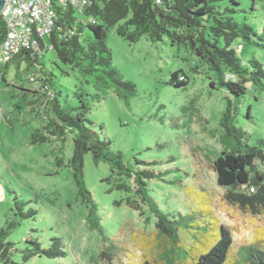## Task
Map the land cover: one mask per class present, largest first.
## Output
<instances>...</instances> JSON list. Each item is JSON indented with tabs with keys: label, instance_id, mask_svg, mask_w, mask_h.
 <instances>
[{
	"label": "rangeland",
	"instance_id": "374dc122",
	"mask_svg": "<svg viewBox=\"0 0 264 264\" xmlns=\"http://www.w3.org/2000/svg\"><path fill=\"white\" fill-rule=\"evenodd\" d=\"M238 12L228 14L245 23L258 37L264 35V0H239ZM221 11L228 1L216 4ZM74 17L86 25L90 18L75 11ZM86 28L84 41L90 36ZM45 42L50 44L49 37ZM106 45L120 75L137 87L129 105L119 100L113 89L103 90L99 103L88 99V119L101 140H108L120 152L125 165L160 175L147 181L150 196L172 220L179 214L189 227L181 226V248L172 249L158 238L157 218L142 205L135 211L127 205L133 194L120 191L108 182L111 169L96 164L89 153L84 157V180L97 205L102 233L89 227V209L77 193L74 171L69 162L74 155V136L63 143L53 138L32 145L31 135L46 124L47 96L39 80L38 66L0 61V231L14 220L16 200L36 211L32 219L20 221L8 242L14 246L17 264H141L147 257L162 260L174 254L176 264H188L200 249L216 238L215 225H223L233 245L226 264H240L244 247L264 241V215L244 214L224 200L225 189L218 186L212 162L224 150L220 137L221 119L233 102L223 88L211 87V74L195 54L185 47H172L164 40L154 44L146 36L130 44L117 34V26L106 32ZM245 66L255 59L264 66V48L237 40L232 45ZM39 63L54 76L60 106L75 115L78 95L95 94L76 70L62 64L55 50L45 51ZM183 71L186 88L170 84L174 72ZM247 94L239 105L237 126L247 134L251 146L264 143V92L247 82ZM103 127V129H101ZM63 161L61 166L59 161ZM213 216V217H212ZM60 239L65 258L33 257L25 262L31 242L50 249ZM55 248H58L55 246ZM173 250V251H172ZM105 253V256H101Z\"/></svg>",
	"mask_w": 264,
	"mask_h": 264
},
{
	"label": "trees",
	"instance_id": "16d2710c",
	"mask_svg": "<svg viewBox=\"0 0 264 264\" xmlns=\"http://www.w3.org/2000/svg\"><path fill=\"white\" fill-rule=\"evenodd\" d=\"M160 1V2H158ZM223 0H112L99 2L88 8L84 16L90 22L83 25L75 17V10L67 7L56 8L55 28L49 37L50 44L42 41L40 52L34 56L22 53L7 62L25 63L27 66H38L42 76L36 77L47 93L41 105L46 108V124L31 135L32 145H42L52 137L63 143L68 135L74 136L75 150L69 167L74 171L78 196L89 209L88 223L92 230L102 233L97 215V205L86 187L83 168L84 157L91 154L93 161L104 163L111 169L107 179L114 188L133 194L127 198V205L135 211H141L142 205L157 218L156 231L161 241H166L172 249L181 248L179 232L181 226L189 227L187 218L179 214L180 219H173L164 213L150 196L147 181L162 178L149 171L135 170L125 165L120 152L111 148L108 140H101L92 128L88 119L90 112L88 99L99 103L103 90L113 89L122 102L129 105L137 95L134 83L126 81L115 69L111 52L106 45V32L117 26L119 37L136 44L146 36L152 43L160 44L167 40L172 47L190 49L200 63L211 74V87L223 88L233 96L221 119L223 133L220 137L224 150L212 162L217 174L218 186L225 189L224 200L237 207L244 214L264 215V143L251 146L246 132L237 126L239 105L247 94V82L264 92V66L255 59L245 66L236 57L232 45L241 40L250 45L264 48V35L258 37L263 43L253 40L257 37L254 30L245 23L235 22L228 14L238 12L239 0H227L228 7L221 11L217 3ZM254 2L255 0H251ZM90 36L84 41L81 35L85 29ZM7 34V28L0 17V46ZM55 50L59 61L76 70L84 82L95 91V94L78 95L79 106L76 114L63 109L58 95L53 74L39 63L45 51ZM170 84L175 88H186L187 77L183 71L174 72ZM103 129V127H101ZM63 161H59L61 166ZM28 203L16 200L14 220H7L6 227L0 231V264H17L13 262L14 246L8 242L11 231L20 225L22 220L32 219L36 211L25 212ZM213 217V216H212ZM216 238L200 249L194 260L188 264H226L229 259L233 240L230 231L223 225H215ZM53 248L44 249L38 242H31L32 248L23 256L25 262L33 257L61 259L66 257L60 239L54 240ZM57 246L58 248H55ZM173 251V250H172ZM101 256H105L103 253ZM147 257L141 264H176L173 252L154 260ZM240 264H264V241L244 247Z\"/></svg>",
	"mask_w": 264,
	"mask_h": 264
},
{
	"label": "built area",
	"instance_id": "2783aa9c",
	"mask_svg": "<svg viewBox=\"0 0 264 264\" xmlns=\"http://www.w3.org/2000/svg\"><path fill=\"white\" fill-rule=\"evenodd\" d=\"M112 0H7L0 17L7 34L0 46V61L6 64L17 55L40 52V45L55 28L56 8L70 7L80 14L99 2ZM160 2V1H158ZM31 82H36L34 76Z\"/></svg>",
	"mask_w": 264,
	"mask_h": 264
},
{
	"label": "water",
	"instance_id": "95a60500",
	"mask_svg": "<svg viewBox=\"0 0 264 264\" xmlns=\"http://www.w3.org/2000/svg\"><path fill=\"white\" fill-rule=\"evenodd\" d=\"M7 0H0V15Z\"/></svg>",
	"mask_w": 264,
	"mask_h": 264
}]
</instances>
